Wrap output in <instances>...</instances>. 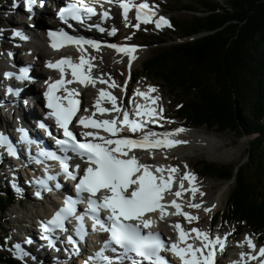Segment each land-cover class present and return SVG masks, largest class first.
I'll return each mask as SVG.
<instances>
[{"label":"snow or ice","instance_id":"snow-or-ice-1","mask_svg":"<svg viewBox=\"0 0 264 264\" xmlns=\"http://www.w3.org/2000/svg\"><path fill=\"white\" fill-rule=\"evenodd\" d=\"M95 0H69L66 6L61 7L58 13L62 21L68 18L83 23L86 17L96 15V11L92 6ZM112 3L113 0H107ZM119 7L123 10L122 14L125 18L126 26L128 21V12L130 9L135 10L136 24L133 27H139L140 23H154L156 28L163 26L171 27L170 22L164 16H158L153 6L147 0H116ZM34 0H24V5L29 12L32 11ZM102 16L107 18L109 13L104 11ZM96 27L103 32L105 29L99 25H90ZM116 29H112L111 34H114ZM22 39H27L20 32L16 33ZM52 40L51 46L58 49L65 42L73 43L81 48L88 45L93 49L99 50V42L96 40L85 39L83 36H72L67 32L60 30L58 32H49ZM108 47L115 49L117 52L125 53L128 56L129 64L135 56V45L122 46L117 44H109ZM90 57L85 59L83 55L79 58V63H75L70 57H62L56 62H49L48 67L60 69V79L49 83L47 91L44 95L47 100V107L52 111L49 113L55 119L57 126L62 129L64 139L57 140L60 145V151L71 152L84 163L81 168L80 163L70 164L72 157L67 155H57L56 153H48L41 150L39 155L45 159L55 160L59 163L61 171L66 177L76 180L75 190L77 197H67L64 200L63 206L59 208L51 218L42 223L41 227L45 233L53 232L56 229L66 231L65 221L69 217L76 220V233L82 236L85 229V217L92 221L93 231H101L107 233V238L103 241L102 247L96 252L95 257L100 264H141L142 261H148V264H168L164 257L160 255L161 250L171 251L176 255L181 264H215L214 254L217 247L223 250L225 241L217 236L212 237L210 232L191 228L187 231L182 229L179 222L175 223L174 227L178 231V242L167 243L161 238L159 233L152 231L144 232L143 229H149L153 223L150 215L159 213L163 218L165 215L171 214L183 215L189 223L198 220L197 216L189 212L182 211V205L177 203L176 199L166 201L164 194H169L180 197L183 192H189L193 197L199 192L200 196L204 193L200 192L194 181L196 177L190 173H184L181 177L178 190L171 192L172 182L174 179L173 173L177 172L174 166H164L143 163L140 158L133 152V149H146L150 155H155L153 149L170 148L180 143H186L175 138L173 132L156 133L151 129L143 131L148 124L157 123V117H162V108L145 107L140 104H135L134 111L130 112L127 109L117 107V98L110 92L100 89L99 98L96 101L95 109L100 113L115 111L121 119L113 117L112 119L94 118L95 113L89 115H79V92L76 88H68L65 85L78 82L80 85L87 86L88 84L95 85L96 79L90 74V69L93 65L90 63ZM61 65H66L70 68L72 79H65V68ZM84 65L88 66V71L83 70ZM6 75H11L10 73ZM26 72L21 73V77L26 78ZM111 78L109 77V80ZM107 81L100 79V83ZM110 87H118L115 81H112ZM11 91V89L9 90ZM60 91V95H57ZM156 89L152 86L148 87V92L137 91L136 95L146 98L150 103L154 104L158 97L149 95L155 92ZM107 98L112 107L104 108L100 106V101ZM87 112V109L83 110ZM81 125L85 129H102L103 132L110 135H101L99 131H83L81 136L83 140L78 139L74 131L69 125L73 123ZM139 117V119L131 118ZM126 126L129 132H140L139 137L130 138L128 136H119L117 133ZM184 129H176L175 132H182ZM0 145L8 146L9 153L15 155L7 138L0 134ZM37 163H42L37 159ZM155 167V173L151 169ZM47 171V166L45 168ZM168 175L165 177L164 173ZM82 173V174H81ZM48 180L54 179L52 176H47ZM187 179L189 187L183 186V180ZM37 183L43 185V180H38ZM59 187V185H57ZM87 193L85 197L84 194ZM39 196V192L36 193ZM84 203L86 208L83 213H77V205ZM171 206L175 209L174 212L168 213L167 207ZM187 207L199 209L200 203L188 202ZM214 207V205H213ZM210 209L205 208L204 211ZM106 213L103 217L101 213ZM189 232L195 233L196 238L200 241V246H194L191 243H186ZM43 238L48 239L49 245H53V241L45 235ZM248 248L253 250L248 253H240V262L233 264H247V261H254L258 258V264H264V246L256 249L250 237H245ZM69 243L75 246V241L71 236L68 237ZM16 255L23 259L29 255L24 251L20 244L14 245ZM106 252H111L113 255H106ZM139 257L140 261L134 259Z\"/></svg>","mask_w":264,"mask_h":264},{"label":"trees","instance_id":"trees-1","mask_svg":"<svg viewBox=\"0 0 264 264\" xmlns=\"http://www.w3.org/2000/svg\"><path fill=\"white\" fill-rule=\"evenodd\" d=\"M183 9L192 15L172 19L170 34L192 39L160 47L136 76L176 97L175 116L188 127L248 138L245 165L202 160L197 172L233 180L215 219L251 230L264 242V0H188ZM14 203L0 189V232H6L5 213ZM0 264L21 263L0 252Z\"/></svg>","mask_w":264,"mask_h":264},{"label":"rangeland","instance_id":"rangeland-1","mask_svg":"<svg viewBox=\"0 0 264 264\" xmlns=\"http://www.w3.org/2000/svg\"><path fill=\"white\" fill-rule=\"evenodd\" d=\"M153 1H155V3L160 7L161 15L164 16L167 20L169 19L170 24L172 19L188 18L192 15V12L183 9V7L187 5L188 0ZM5 6L6 4L4 2L0 4V70L2 69L1 66L4 62V59L6 58V55L9 54V47H7V45L19 47L18 41H16V39H14L13 37L17 13H14V9H12L14 7L12 5L9 6L10 10L9 13H7V7ZM170 10H174V12L170 13ZM3 13H6V15H4ZM121 22L123 23L120 24V27L124 31V36L132 37L135 41L143 45V48L140 51L142 54H140L136 61L132 64L131 69L135 76L131 79V84H129V86L127 87L126 95H128V93L130 92L136 91L138 88L146 91L149 86H152L156 89V91L153 93H155V97H158L157 101L159 102V105L165 106L169 116L173 117L174 111L177 107L178 99L170 95L159 83H156L155 81L145 77L144 75L136 76V73L140 74L143 63L148 60L151 55L160 47H164L172 42L177 43L188 41L191 40L192 37L182 38L179 35L170 34L171 27L163 26L158 29L155 27L154 23H152L153 25L141 24L139 27H133L135 23L131 18H128L127 26L125 20H121ZM12 25H14V27ZM24 27L26 29H29V24H26ZM160 39L166 42L162 43L159 41ZM101 53L102 54L96 55L97 63L100 66L99 68L101 69V73L110 75L112 78L117 80L119 86H123V81L127 75L125 60H123V62L119 58H113L112 54L109 51H103ZM6 116V113L0 110V122L4 120L5 122H8V118ZM10 120H12V117L10 118ZM179 121L182 122L181 120ZM171 122L173 121H169V123ZM201 128L204 129L198 130L200 134L204 135L205 137L211 136L217 139L218 144L216 145V147L212 149L207 147L201 149H192L188 144H185L177 151L159 154L158 157L160 159H165L166 161H170L171 159L175 160L177 163L181 164L178 166V171L187 168L188 173L196 177L195 185L198 187L200 192L204 193V195L200 196L199 192H197L199 201L195 200L194 203H200L201 207L199 209H194L187 206L185 207L188 208L194 216H197L199 218L198 220L192 221L194 223V226L198 227L200 230L205 229L210 230L211 232L221 231L227 235L233 233V231H236V238L240 239V241H244L241 238L245 233L249 232L248 230L243 227H237L233 224L225 223L219 219L217 220V218L215 219L217 213L223 211L227 204V200L234 186L233 180L225 182L214 178H202L197 174H193L194 172H192V168L187 167V164L192 165L194 169L193 171L197 170V163L202 160L215 164L245 165V163L247 162L248 138H240L229 131L219 133L214 129L209 130L206 127ZM185 130H187V128L184 129V131ZM208 131L212 133H209ZM5 187L6 186L5 184H3V180L0 179V189L4 190ZM222 190L225 191L222 197V204L219 205L218 208H216V210L212 213L204 211L205 208H208L211 202H214L217 194H219ZM6 194L12 195L11 192H6ZM30 196L31 194H28L27 197H24L23 199L18 197L16 200L17 202L15 201V203L5 213L6 230L9 227L14 228L16 226H21V223L28 224L26 222H21L24 219L32 222L35 216L42 211V204L36 200L31 199ZM185 202L187 205V203L191 201L185 200ZM27 216L30 219L26 218ZM2 232L4 231H1V233ZM15 234H20V231L17 230ZM253 239L257 240L258 238L255 235ZM0 242L4 243V245H0V252L6 255H10L11 247L9 248V246L6 245L5 242H8V240L3 239L2 234L0 235ZM3 251H5L6 253H4ZM236 252H238L236 248L229 251V253L231 254H235ZM25 264H28V262H25Z\"/></svg>","mask_w":264,"mask_h":264},{"label":"bare ground","instance_id":"bare-ground-1","mask_svg":"<svg viewBox=\"0 0 264 264\" xmlns=\"http://www.w3.org/2000/svg\"><path fill=\"white\" fill-rule=\"evenodd\" d=\"M52 2H56L57 0H51ZM3 2L6 4L5 7H9L11 6V0H3ZM50 1L47 0L46 4L49 3ZM46 9V7H42L39 11H42L44 12ZM158 16H161L159 15V13H157ZM13 22V21H12ZM32 23V21L30 22ZM13 24V23H12ZM14 27V25H12ZM22 25H19L18 27L20 28ZM46 27V24L45 22H38L37 25H36V29L35 30H32L31 29V32L32 34L34 35V37L36 39H34V41L37 42V46L35 47V50L39 53V55L41 57H44L46 58L48 55H49V50L46 46V41H45V33L46 32H43L44 29ZM22 28V27H21ZM38 28V29H37ZM30 29V28H29ZM26 30V29H25ZM142 54L140 51H136L135 53H133V55L135 56V59H133L131 62L134 63L136 61V59L139 57V55ZM96 55H99V53H96V54H92L89 56L90 57H96ZM91 64L93 65V68L95 69L94 70V73L95 74H100L101 73V70L99 69V65L97 63V58L96 59H91L90 60ZM35 70V73H36V76H41L42 74H44L46 71H40L38 68L34 69ZM99 79H101L99 77ZM140 91V90H139ZM148 92V90H147ZM150 94V93H149ZM152 94V92H151ZM88 96V94H87ZM151 96V95H150ZM138 97V96H137ZM143 98V97H142ZM145 100H147L146 98H143ZM38 98L34 97V100L31 101V102H38ZM133 101L135 102V104H140V105H143L145 107H152L151 104L149 106L141 103L140 101H136L135 97H133ZM149 103L150 101L147 100ZM134 105H129V108L132 109L134 111ZM154 104H157V101H155ZM29 106V105H28ZM10 129H11V137L12 139L15 138V135L17 134L15 131H14V128L10 125L9 126ZM199 129H204V128H198V129H187L185 131H182V132H178L177 133V138H179V140L181 141H186V143H180V144H177L173 147H170L168 151L173 152V151H177L179 148L183 147V145L185 144H188L190 146V148H214L216 147V145L218 144V141L216 138L214 137H211V136H208V137H205L204 135L200 134L198 132ZM209 132V131H208ZM209 133H212V132H209ZM207 136V135H206ZM190 167H192V165L188 164ZM2 168H7L8 170V173H9V178L10 179H15L17 177H21V174L23 173V170L20 166L16 167L15 165L11 164V163H6V161H0V169ZM193 168V167H192ZM187 189V188H185ZM23 190V189H22ZM225 191H220L219 194H217L214 202H211V204H209L208 208L207 209H210L208 212L209 213H212L213 211L216 210V208H218L219 205L222 204V197H223V194H224ZM182 202H185L186 201H191V202H195L196 201H199L198 199V195L196 194L195 197H193L189 192H185V196L182 195ZM42 205V211L38 214H43L44 213V204L41 203ZM186 204V202H185ZM214 205V207H213ZM184 212H189L191 213L190 210H188L187 208H185ZM192 214V213H191ZM26 218H29L28 216ZM30 219V218H29ZM19 221V220H18ZM21 222H26L25 219ZM254 243V242H253ZM255 244V243H254ZM258 247V246H257ZM243 251H247L250 252L251 250L248 248V245L245 244L244 245V249L241 250L240 252H243ZM56 258L63 261V262H66L68 264H72L73 263V258H67L65 259L62 255H60L59 253L56 255ZM259 259V258H258ZM258 259L257 260H254V261H250V264H258ZM236 261L235 258H233V260L231 261V264H233V262Z\"/></svg>","mask_w":264,"mask_h":264}]
</instances>
